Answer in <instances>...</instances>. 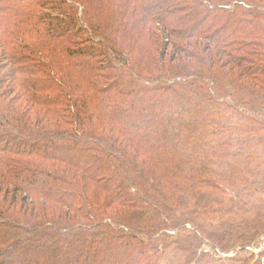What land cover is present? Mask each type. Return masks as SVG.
I'll return each instance as SVG.
<instances>
[{"label":"trees","instance_id":"trees-1","mask_svg":"<svg viewBox=\"0 0 264 264\" xmlns=\"http://www.w3.org/2000/svg\"><path fill=\"white\" fill-rule=\"evenodd\" d=\"M0 264H264V0H0Z\"/></svg>","mask_w":264,"mask_h":264}]
</instances>
